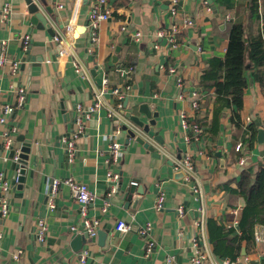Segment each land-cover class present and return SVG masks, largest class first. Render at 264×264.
Instances as JSON below:
<instances>
[{
	"label": "crops",
	"instance_id": "crops-1",
	"mask_svg": "<svg viewBox=\"0 0 264 264\" xmlns=\"http://www.w3.org/2000/svg\"><path fill=\"white\" fill-rule=\"evenodd\" d=\"M7 1L11 12L5 17L2 8ZM170 1L108 0L111 17L100 22L97 39L93 40L89 13L97 0H44L53 8V35L30 23L25 0H0V47L5 42L8 57L20 60L17 73L10 72L9 64L0 66V115L2 105L14 103L18 87L24 86L26 102L14 117L18 129L13 138L24 135L31 141L24 182L19 187L17 163L4 145L6 126L0 124V172L12 182L8 192L10 212L6 217L0 213V264H165L168 256L184 264L190 260L195 237L222 260L213 251L207 222L214 218L236 224L234 216L245 205V199L226 187L235 185L244 170L255 173L264 166V143L258 137V129L264 124V66L261 79L252 70L247 72L248 85L240 111L242 128L231 122L233 109L227 108L218 137L188 143L181 112H186L190 120L205 113L213 117L214 90L200 92L205 102L198 112L192 109V93L199 89L208 59L224 57L233 21L246 25L249 38L264 35V0H260L259 17L251 15L250 0H181L176 15ZM187 17L193 24L183 27L178 46L170 47L168 38L159 36L158 31L173 23L181 25ZM136 31L143 33L141 42L132 38ZM61 33L70 43L63 54L59 50L64 43L53 41V36ZM26 34L31 39L25 50L22 40ZM75 61L81 64V73L76 71ZM123 66L128 70L125 75L121 72ZM170 66L184 78L185 98H179L180 88ZM92 69H96L95 75ZM115 89L124 94L123 102L129 97V102H145L159 112L156 132L165 139L159 156L137 142L127 145L122 132L118 137L123 143L119 165L107 162L110 134L117 122L116 117L109 116L119 102ZM101 90V106L85 121V132L76 142V157L69 162L63 137L75 128L77 105L90 107ZM220 137L223 144L219 143ZM239 143L242 151L236 150ZM219 149L222 157L216 155ZM187 154L194 162L190 180L185 179V171L175 168L177 160ZM240 158H244V164L238 162ZM110 167L120 173V180L117 191L108 196ZM67 176L86 183L93 191L95 198L88 204V214L99 220L100 230H108L105 240L98 236L91 244L86 240L81 250L74 248L73 240L86 231L80 204L69 186L61 185L53 209L48 205L50 179ZM133 181L138 183L136 192L131 193ZM140 186L144 187L143 194L137 191ZM161 191L165 201L158 211L155 203ZM136 198L139 201L134 204ZM107 201L109 206L104 211ZM181 205L183 215L177 211ZM40 218L48 225L43 242L38 241L36 233ZM119 220L131 223L134 230L117 231ZM148 223L156 243L150 255L145 251V239L135 230ZM256 233L260 239L250 247L251 252L243 243L237 260L248 257L251 263L262 264L264 227L258 226ZM87 248L88 256L82 262L80 253Z\"/></svg>",
	"mask_w": 264,
	"mask_h": 264
},
{
	"label": "built area",
	"instance_id": "built-area-1",
	"mask_svg": "<svg viewBox=\"0 0 264 264\" xmlns=\"http://www.w3.org/2000/svg\"><path fill=\"white\" fill-rule=\"evenodd\" d=\"M181 0H171L170 1V7L173 15H176L178 12V5ZM208 5V3H206ZM208 9L210 10V6H208ZM11 12V5L7 1L4 3L2 8V13L5 17L9 15ZM112 10L108 5V0H97V3L93 6V8L90 10L89 18H90V24L92 27V34L93 40L97 39V33L96 29L99 27L100 22L102 20L108 19L111 17ZM193 21L191 18L187 17L184 19L183 23L175 24L173 23L168 29H160L158 31V35L161 37L166 36L168 38V42L170 47L176 48L178 46V34L180 33L181 29L185 26L192 25ZM123 29H126V26L122 27ZM132 38L137 41L141 42L143 38V33L141 31H136ZM30 35H25L22 40V47L26 50L29 47L30 44ZM53 41L55 42H63L64 46H61L59 53L63 54L67 46H70L69 41L67 40V37L65 34H56L53 36ZM50 61V60H48ZM10 65V72L11 73H17L20 68V60L17 59H11L8 57L6 53V47L5 42L0 47V66ZM76 71L78 73L82 72L81 64L77 61L74 62ZM169 71L171 73L176 74V68L173 66H170ZM121 72L123 75H125L128 70L125 68L121 69ZM105 79V83H106ZM176 85L180 88V94L179 98H185V93H183V87H184V78L180 75L176 74ZM129 85H127V88ZM114 93L117 95V99L119 102L117 103L116 109H111L109 111V116L119 118L117 119L116 126L114 127L112 133L110 134V144H109V154L110 157L107 160L109 162V165L117 166L119 165V161L123 155V143L118 140L119 135L123 132L122 130V123L121 120H123V117L121 116L120 112L123 108V98L124 94L121 90L115 89ZM200 91L199 89H196L192 93V109L194 112H198L200 110V102H199V96ZM101 95L102 90L96 94V99L90 107H84L81 103L77 105V115L75 119V128L73 132L70 135H66L63 137V143L65 145V150L67 154V158L69 162L74 161L76 157V142L77 139H79L83 133L85 132V121L89 119L94 111H96L101 106ZM26 102V88L24 86H19L17 89V98L14 103H5L1 107V115H0V124L5 125L4 129V145L6 148H9L11 145V142L13 140V134L17 132V126L14 123V117L18 110L22 109ZM181 123L183 125V128L185 130L184 138L186 142L190 143L192 141H197L200 138V130L201 127L198 123L191 124L188 118V114L184 111L181 112ZM264 128V124H263ZM236 150L242 151L243 145L239 143L236 147ZM19 158V149L17 150L14 160L17 162ZM240 164H244L245 160L244 158H240L238 161ZM176 169H181L185 171L186 180H190L191 173L194 171V162L191 155L187 154L184 158L177 160L175 163ZM21 175L20 168L17 167L15 177L16 182H18V178ZM107 177L109 182H111L110 189L108 192V196L112 195L114 192L117 191L118 187L117 184L120 180V173L111 167L108 170ZM11 183L9 179H7L5 173L3 171L0 172V213L2 217H6L8 213L10 212V202L8 198V192L11 188ZM62 184H65L69 186L71 189L73 197L76 199V201L80 204L81 209V215H82V222L84 230L88 233L87 243L91 244L95 242L98 236V230H99V220L93 217H90L88 214V204L92 202L95 198V194L91 189L88 187L86 183H83L82 181L75 179L73 176H67V177H54L51 178L48 183L47 188V196H48V205L50 209H53L56 204L55 200L58 195L59 189ZM164 201H165V193L161 191L159 195L157 196L155 208L160 211L164 207ZM107 206H109V201L105 203L104 211H106ZM179 215H183L185 212L184 206H180L177 209ZM235 224V223H234ZM230 225V224H229ZM115 229L121 233L127 232L130 230H134V226L131 223H128L124 220H119L116 223ZM137 233L142 236L145 239V251L147 255H150L155 247V239L151 233V224L148 223L145 226L137 227L135 229ZM36 233H37V239L40 242L45 241L46 235L48 233V225L44 218H40L37 221L36 224ZM3 238V233L0 232V240ZM259 236L256 233V240H259ZM89 253V249H83L80 253V259L82 262H85L87 256ZM15 257H18V254H15ZM165 264H181L178 263L172 256H168L165 259ZM184 264H253L248 260V257H245L244 260H236L232 261L230 259H222L219 260L216 258L211 252L207 250L204 243H202L197 237L192 239V255L190 257V260L187 263ZM261 264V263H256Z\"/></svg>",
	"mask_w": 264,
	"mask_h": 264
},
{
	"label": "trees",
	"instance_id": "trees-1",
	"mask_svg": "<svg viewBox=\"0 0 264 264\" xmlns=\"http://www.w3.org/2000/svg\"><path fill=\"white\" fill-rule=\"evenodd\" d=\"M250 12L254 17L260 16V0H250ZM263 66L264 35L259 33L249 38L246 25L242 21H233L224 57L209 58L201 75L199 91L205 93L214 90L216 105L211 119L206 113L189 119L191 124L200 125V138H216L221 134V117L227 108L233 109L230 119L235 127H243L240 111L248 85L247 72L252 70L261 79ZM130 82L131 79L127 80V85ZM199 102L202 111L205 101L200 98ZM250 127L253 131L256 130L253 124ZM226 188L245 199V205L234 216L237 223L229 225L209 218L207 226L215 255L221 259L236 261L241 256L242 244L245 243L247 252H251L250 247L256 241V228L264 227V166L255 173L244 170L240 180Z\"/></svg>",
	"mask_w": 264,
	"mask_h": 264
},
{
	"label": "water",
	"instance_id": "water-1",
	"mask_svg": "<svg viewBox=\"0 0 264 264\" xmlns=\"http://www.w3.org/2000/svg\"><path fill=\"white\" fill-rule=\"evenodd\" d=\"M208 1L209 3H212V0ZM25 2L27 5V11L30 15V23L36 25L38 28L47 29V31L53 35L55 33L51 23V14L53 13V8L50 5L44 3V0H25ZM115 61H117V57H115ZM105 66L107 69L108 65ZM92 73L95 75L96 69H92ZM120 114L123 117L121 123L123 134L126 135V144L129 145L131 141L137 142L152 151L154 155L159 156L161 154L160 146L165 144L164 136L156 132L159 112L153 111L148 103H139L138 101L129 102V97H126L124 99L123 108ZM258 137L259 142L264 143L263 127L258 129ZM18 142L22 143L20 147L17 145ZM219 143L223 144L222 137H220ZM30 147V139H27L24 135H18L17 137L13 138L11 145L8 148V156L12 159H14L15 154L19 149V158L17 160L18 163L16 164V167H19L21 171V175L18 178L17 184L19 187H21L22 183L24 182L26 173L25 167L28 163L29 153L31 150ZM216 155L222 157V149H219L216 152ZM137 183V181H133L131 184V193L136 192ZM137 191L139 194H143L144 187L140 186ZM138 201L139 198H136L134 204H137ZM107 235L108 230H98L99 240H105ZM87 238V232H84V235L82 236H76L73 240L75 246L74 248L81 250ZM243 253L245 254V249H243Z\"/></svg>",
	"mask_w": 264,
	"mask_h": 264
}]
</instances>
